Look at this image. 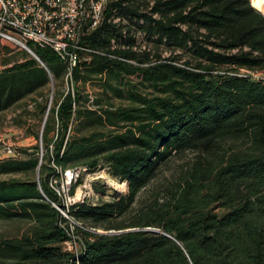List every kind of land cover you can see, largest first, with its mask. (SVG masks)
<instances>
[{
  "label": "trees",
  "instance_id": "1",
  "mask_svg": "<svg viewBox=\"0 0 264 264\" xmlns=\"http://www.w3.org/2000/svg\"><path fill=\"white\" fill-rule=\"evenodd\" d=\"M140 34L170 56L137 51ZM86 44L73 81L130 105L61 93L44 154L0 159V174L39 173L0 180V219L31 224L0 239V264H75L50 183L102 161L128 192L71 208L85 226L80 264H264V79L240 72L264 71V14L250 0H112ZM29 45L46 67L29 59L1 70L0 112L67 74L57 53Z\"/></svg>",
  "mask_w": 264,
  "mask_h": 264
},
{
  "label": "rangeland",
  "instance_id": "2",
  "mask_svg": "<svg viewBox=\"0 0 264 264\" xmlns=\"http://www.w3.org/2000/svg\"><path fill=\"white\" fill-rule=\"evenodd\" d=\"M139 43L140 45L136 50L148 51L151 60H154L158 54L162 58L170 56L169 49L164 45L159 47V49L155 48L152 39H148L144 35L140 34ZM29 59L36 58L27 49L7 40H0V71L14 65H19ZM37 61L43 66L39 60ZM240 72L249 74L257 80L264 79V71L254 73L242 69ZM127 81L132 84H138L140 78L137 75H132L127 78ZM76 88L81 89L83 100L90 107L94 106L95 99H100L103 104L110 101L116 107L130 105L128 100L115 97L108 99V97L102 95L103 88L97 83H76L72 77H67L66 75L62 81L53 79L46 88L26 96L13 106L0 112V159L25 158L26 152L38 149L39 154L42 156L45 152V142L43 140L44 127L51 109L54 108L57 97L61 93H68L70 90L74 93ZM9 147L14 153H9ZM192 156L193 154L188 152L176 158L168 167L163 169V174H169L173 170L178 169ZM38 177V171L33 175L26 173L0 174V180L13 178L37 179ZM75 185V191L90 193L87 201L89 203L112 200L117 194L128 192L127 183L117 179L108 171V163L106 161H102L94 171L87 170L83 172ZM30 225V222L24 220L8 221L0 219V239L21 237L28 231ZM98 231L112 232L105 231L104 229H98Z\"/></svg>",
  "mask_w": 264,
  "mask_h": 264
},
{
  "label": "built area",
  "instance_id": "3",
  "mask_svg": "<svg viewBox=\"0 0 264 264\" xmlns=\"http://www.w3.org/2000/svg\"><path fill=\"white\" fill-rule=\"evenodd\" d=\"M111 1L0 0V40L12 42L31 53L35 51L29 44L53 50L68 64L66 76L72 77L78 63L90 59L93 50L86 44V39L105 20ZM250 1L252 3V0ZM40 62L46 67L42 60ZM8 150L9 153H14L10 147ZM85 171L87 169L82 165L60 170V176L50 183L58 196V201L53 202V205L66 219L61 226L66 230L68 239L63 242L62 247L74 256L75 264H80L83 249L78 228L85 226L70 211L76 204L88 201L90 193L71 190ZM147 229L159 230L152 227Z\"/></svg>",
  "mask_w": 264,
  "mask_h": 264
},
{
  "label": "bare ground",
  "instance_id": "4",
  "mask_svg": "<svg viewBox=\"0 0 264 264\" xmlns=\"http://www.w3.org/2000/svg\"><path fill=\"white\" fill-rule=\"evenodd\" d=\"M253 5L264 13V1L263 0H252Z\"/></svg>",
  "mask_w": 264,
  "mask_h": 264
},
{
  "label": "water",
  "instance_id": "5",
  "mask_svg": "<svg viewBox=\"0 0 264 264\" xmlns=\"http://www.w3.org/2000/svg\"><path fill=\"white\" fill-rule=\"evenodd\" d=\"M34 56H35V58L37 59V60H39V61H41V59H40V57L34 52V53H32ZM150 229V228H149ZM129 230H134V228H131V229H127L126 231H129ZM156 230V229H155ZM156 231H159V230H156ZM120 232H123V230H121Z\"/></svg>",
  "mask_w": 264,
  "mask_h": 264
}]
</instances>
